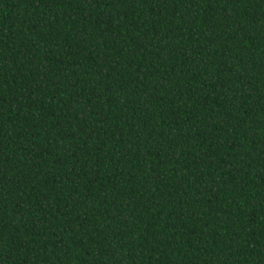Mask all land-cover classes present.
<instances>
[{"label":"trees","instance_id":"16d2710c","mask_svg":"<svg viewBox=\"0 0 264 264\" xmlns=\"http://www.w3.org/2000/svg\"><path fill=\"white\" fill-rule=\"evenodd\" d=\"M0 264H264V0H0Z\"/></svg>","mask_w":264,"mask_h":264}]
</instances>
